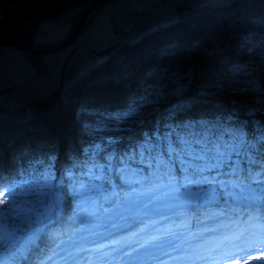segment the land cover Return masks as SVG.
Wrapping results in <instances>:
<instances>
[{"label": "trees", "instance_id": "16d2710c", "mask_svg": "<svg viewBox=\"0 0 264 264\" xmlns=\"http://www.w3.org/2000/svg\"><path fill=\"white\" fill-rule=\"evenodd\" d=\"M90 1L0 0V41L11 38L32 47L42 20ZM99 56L104 57L67 89L0 109V196L9 188L43 189L35 201L41 221L32 246L2 264H63L59 257L68 258L69 250L78 257L89 248L88 240L78 239L93 220L122 207L136 227L124 239L111 240L114 251L127 252L188 222L196 232L187 235V264H203L210 251L214 258L207 264L242 246H259L264 240V0L190 9ZM240 66L247 72L238 71ZM199 120L242 135L227 162L201 166L170 155L169 143L181 139L173 129ZM197 145L206 151L213 147L209 139ZM142 193L167 198L171 212L131 210L127 201ZM99 251L91 252L95 259Z\"/></svg>", "mask_w": 264, "mask_h": 264}, {"label": "rangeland", "instance_id": "374dc122", "mask_svg": "<svg viewBox=\"0 0 264 264\" xmlns=\"http://www.w3.org/2000/svg\"><path fill=\"white\" fill-rule=\"evenodd\" d=\"M93 1L94 0H91L90 3H85L86 6L88 5L89 7L93 3ZM159 1H162V0H159ZM159 1L158 0L155 1L153 5L156 7H160ZM214 4H217V3H214ZM100 6L101 5L95 8L93 11L98 9ZM189 10H190L189 8H182L180 15L182 13H187ZM84 13L82 12L81 15L83 16ZM91 13L88 15L87 18H89ZM83 28H82V31H83ZM128 29L130 28L129 27L117 28V31H118L117 32V42L115 45L130 42V41H125V39H123L126 35L130 33V30ZM73 31L71 32V34L73 33ZM71 34L68 36V38L71 36ZM75 41L71 43L70 45L74 44ZM30 48H33V47H30ZM62 50L56 51L54 53L55 54L59 53ZM54 53H50V54H54ZM103 57L104 56H99V52L91 51L86 57V63L88 66L94 65L98 63L101 59H103ZM90 59L94 61V64L89 63ZM67 66L70 67L72 71H74L75 75L79 73L77 72L78 70L75 71V68H76L75 62H71L67 64ZM61 70L62 69H60V71ZM238 71L247 72V67L240 66L238 68ZM7 110H10V109H7ZM178 127L179 128H174L172 133L181 134V139L175 140L174 143L172 142L169 143L168 149L171 152L170 155H173V153H175L181 158V160L185 162H190L191 164H198L201 166L202 165L209 166V164H212L213 161L219 162V163L227 162L235 153L234 151L236 150V147L234 145V141L236 140V138H240L242 136L236 130L227 129L225 128V126L223 127L220 123L210 122L206 120H199L197 122H187ZM206 139L212 140V143H213V147H210L209 151H206L207 147L204 146L203 148L201 147L202 145H197V143L205 142ZM184 154L194 155L196 156V159L195 158L191 159L192 157L189 158L190 160H188V158L185 159L186 156ZM38 181L39 182L41 181L40 183L43 182L41 179H38ZM41 192H43V189H36L32 191L28 189H21L18 191L17 190L14 191L15 193L14 197H10L8 194L5 196L1 195L2 197L0 196L1 197L0 204L2 205L0 208L7 207L9 203H12L13 200L15 201L13 210L10 212H4L2 214V217H4V219H0V264L9 263L10 260L14 256H17L18 254L28 250L32 246L35 240V237H36V234H35L36 227L35 226L39 223V221H41V218L39 217V213L37 214L35 212L36 214H34V210L36 211L35 201ZM186 195L188 196V194ZM236 197H237V200H241L242 198V196L240 195H236ZM127 202H128V207L133 211L135 209L139 211V209L144 208L146 210L145 212H149V214L159 212L161 215H164L166 212L167 213L171 212V205L169 204L171 203V201L169 202L167 198H163V197L162 198L154 197L152 193H142L139 197L133 198L132 200H129ZM124 211L125 210L122 207V208L112 211L109 214H105L104 216L101 217V220L94 219L91 228H89V231L83 232L80 238L78 239V242L80 243L86 240L90 242H96L97 240H108V238H116V236L120 233H128L129 231H132L136 227V224H134L133 222L131 223L128 220V218L124 214ZM42 213L45 214L44 211ZM6 217H11L12 220L9 222L5 219ZM45 218L46 217L44 216V219ZM102 226L104 227L106 226V228L99 231V228H101ZM190 226H193L192 222L186 223L184 226L185 229L183 232L186 234L192 235L191 236L192 238L196 230L189 233L188 227ZM94 231L95 232L98 231V232L95 233ZM169 232L170 234L161 233L159 236H156L157 237L155 240L157 241L156 243L148 242L147 245H145L146 243L145 242L144 244H141V245L138 244L132 250L127 251L125 253L119 251V253H117L118 255L117 257L123 258V256L126 253H128L126 254L128 255V257L126 258L127 260L122 259L118 262L116 261L117 264H145V263L148 264L154 259H157L158 257L165 256L169 254V252H174L176 250L175 248H178V247H176L177 245L175 244L171 246L170 237H176V234L178 232H176L175 229H171ZM162 237H166V238L163 239ZM196 240H197V236H195L193 239L194 243H196ZM163 242H166L165 243L166 245L164 247L159 246ZM185 243L187 244V241L184 239L180 243L181 244L180 248H182L183 244ZM112 247H108V250H113L111 249ZM187 248L188 247L186 246L185 249ZM170 249H173V250L170 251ZM68 250L66 249V252H68ZM72 252H73L72 250H69V257L70 255L73 256V261H76L78 264H81L80 258H82V260L84 261L85 260L87 261V259H90L89 252L87 253V255H83V256H82V253H80V256H79L80 258L73 255ZM175 254L176 253H174L173 255L175 256ZM234 255L235 254H231L227 260H222L221 262L217 264H264V249H253L247 252V254L244 256L243 261L237 260V258H235ZM210 256H213V251H210L207 254V257L202 259V263L207 264L206 260L214 258ZM103 257L104 255L99 253L98 259L103 260ZM112 257H116V255ZM130 257L131 259H129ZM102 260L100 261V263H96V264H112L110 257L107 259H104V261ZM181 260L182 258L176 257L174 264H179L178 262H180ZM61 262L63 264L72 263V261H69L68 259H65V258H61ZM182 263L186 264V262L184 261H182Z\"/></svg>", "mask_w": 264, "mask_h": 264}, {"label": "crops", "instance_id": "0c3cea01", "mask_svg": "<svg viewBox=\"0 0 264 264\" xmlns=\"http://www.w3.org/2000/svg\"><path fill=\"white\" fill-rule=\"evenodd\" d=\"M111 0L92 11L74 44L59 53L35 55L15 47L0 49V109H13L65 90L87 68L86 57L115 46L117 28L129 27L123 39L134 41L144 33L175 21L182 8L196 9L227 0ZM86 4L62 11L54 19L40 22L32 47L46 49L66 40L84 12ZM122 39V40H123ZM75 62L77 75L67 64ZM60 69H62L60 71Z\"/></svg>", "mask_w": 264, "mask_h": 264}, {"label": "water", "instance_id": "95a60500", "mask_svg": "<svg viewBox=\"0 0 264 264\" xmlns=\"http://www.w3.org/2000/svg\"><path fill=\"white\" fill-rule=\"evenodd\" d=\"M106 1L107 0H94L93 3L85 11L83 16L79 20V22L77 23V25H76L73 33L71 34V36L67 40L62 42L61 44L53 46L52 48L36 49V48L27 47V46L15 41V40L11 39V38H5L4 40L0 41V49L4 48V47H15V48H18L20 50H23L25 52H28V53H31V54H35V55H47V54L54 53L56 51L62 50L64 48H66L67 46H69L71 43H73L78 38V36L80 35V33L82 31V28L85 25V22H86V19H87L88 15L95 8H97L99 5H102Z\"/></svg>", "mask_w": 264, "mask_h": 264}, {"label": "snow or ice", "instance_id": "6c2138e0", "mask_svg": "<svg viewBox=\"0 0 264 264\" xmlns=\"http://www.w3.org/2000/svg\"><path fill=\"white\" fill-rule=\"evenodd\" d=\"M237 155H238V153H237ZM52 179H55V177H52ZM8 195H9L10 197H14L15 193H14V190H13L12 188H9V189H8ZM77 195H79V193H77ZM14 203H15V201L13 200V202H12V203H9V204L7 205V207L0 208V218H2V214H3L4 212H10V211L13 210ZM129 259H131V257H130Z\"/></svg>", "mask_w": 264, "mask_h": 264}, {"label": "bare ground", "instance_id": "6f19581e", "mask_svg": "<svg viewBox=\"0 0 264 264\" xmlns=\"http://www.w3.org/2000/svg\"><path fill=\"white\" fill-rule=\"evenodd\" d=\"M94 64V63H93ZM95 65V64H94ZM88 66V65H87ZM92 66V65H91ZM72 71V70H71ZM73 73H74V71H72ZM101 244H103V249H101L100 251H103V250H105V249H107V247H108V244H107V242L106 241H103V242H100ZM99 243V244H100ZM94 244V243H93ZM90 259H87V261L89 262H87V261H83L84 263H81V264H95L96 262H97V257H96V259L94 258L95 256L93 255V254H91L90 256ZM60 259H59V262L60 263H62L61 262V257H59Z\"/></svg>", "mask_w": 264, "mask_h": 264}, {"label": "built area", "instance_id": "2783aa9c", "mask_svg": "<svg viewBox=\"0 0 264 264\" xmlns=\"http://www.w3.org/2000/svg\"><path fill=\"white\" fill-rule=\"evenodd\" d=\"M128 30H129V29H128ZM128 30H127V31H128ZM91 59H92V58H91ZM91 59L89 60V63H90V64H93V63H94V61H93V60H91Z\"/></svg>", "mask_w": 264, "mask_h": 264}]
</instances>
